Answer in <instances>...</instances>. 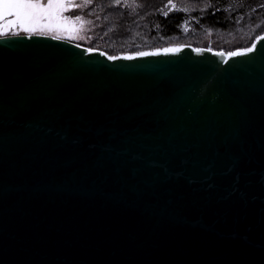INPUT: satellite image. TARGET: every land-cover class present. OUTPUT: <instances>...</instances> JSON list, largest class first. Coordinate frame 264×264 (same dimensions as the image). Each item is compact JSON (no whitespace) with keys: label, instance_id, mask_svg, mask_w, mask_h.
Listing matches in <instances>:
<instances>
[{"label":"water","instance_id":"obj_1","mask_svg":"<svg viewBox=\"0 0 264 264\" xmlns=\"http://www.w3.org/2000/svg\"><path fill=\"white\" fill-rule=\"evenodd\" d=\"M260 36L114 60L0 37V264H264Z\"/></svg>","mask_w":264,"mask_h":264},{"label":"trees","instance_id":"obj_2","mask_svg":"<svg viewBox=\"0 0 264 264\" xmlns=\"http://www.w3.org/2000/svg\"><path fill=\"white\" fill-rule=\"evenodd\" d=\"M64 15L82 17L77 31L43 34L109 56L182 44L231 52L264 33V0H92Z\"/></svg>","mask_w":264,"mask_h":264},{"label":"snow or ice","instance_id":"obj_3","mask_svg":"<svg viewBox=\"0 0 264 264\" xmlns=\"http://www.w3.org/2000/svg\"><path fill=\"white\" fill-rule=\"evenodd\" d=\"M171 2V0H169ZM92 0H82L81 4H75L74 0H0V37L8 35H19L23 33H61L67 32L69 35L77 31L76 22L82 21V17L76 15L74 18L64 15V13L73 11L75 8L88 7ZM119 5L121 0H115ZM175 7V6H174ZM166 14V13H165ZM19 30V31H16ZM53 39H60V35H53ZM259 40L264 41V36ZM256 48L253 44L251 47L243 50L230 52V57L242 56L252 52ZM85 51H89L85 49ZM180 49L168 48L163 49L164 54L175 53ZM200 52L203 50L193 49ZM104 55V53H100ZM160 51L150 53H140L139 55H159ZM223 56V53H217ZM125 59L134 57L126 56ZM108 59L114 60L118 57L109 56Z\"/></svg>","mask_w":264,"mask_h":264},{"label":"rangeland","instance_id":"obj_4","mask_svg":"<svg viewBox=\"0 0 264 264\" xmlns=\"http://www.w3.org/2000/svg\"><path fill=\"white\" fill-rule=\"evenodd\" d=\"M61 33H67V32H61ZM20 34H33V33H23V32H20ZM35 34H41V33L38 32V33H35Z\"/></svg>","mask_w":264,"mask_h":264}]
</instances>
